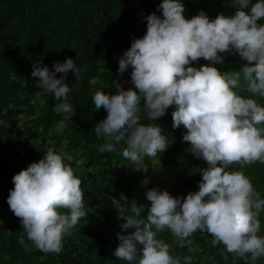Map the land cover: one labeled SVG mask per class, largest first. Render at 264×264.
I'll return each instance as SVG.
<instances>
[{"label":"clouds","instance_id":"obj_1","mask_svg":"<svg viewBox=\"0 0 264 264\" xmlns=\"http://www.w3.org/2000/svg\"><path fill=\"white\" fill-rule=\"evenodd\" d=\"M237 7L234 15L212 19L201 10L186 18L184 0H161L156 12L145 15L147 30L134 37L119 57L118 75L130 72V85L113 93L97 90L92 102L106 117L95 124L103 140L101 152L119 154L129 167L144 166L167 151L169 137L157 122L170 108L173 128L186 129L187 152L206 162L198 191L186 197L167 189L146 191L150 206L121 193L113 203L119 209L121 232L113 255L126 264H193L192 255L177 254L161 237L170 233L179 248L188 247L196 234L211 237L212 247L223 245L245 264L264 260L261 213L264 198L244 172L264 164V0H226ZM239 55V68L221 70L225 54ZM203 58L208 63L199 64ZM31 59V57H30ZM32 77L45 94L58 101L56 114H76L72 97L83 83V69L71 57L50 69L43 60L32 64ZM69 72L75 81L67 83ZM57 73L63 75L59 78ZM39 161L13 176L7 203L20 219L29 241L45 254L59 255L66 239L89 215L82 180L68 152L47 147ZM239 169L232 170V165ZM142 186L149 184L145 178ZM121 207L127 214H121ZM127 234H124V233ZM20 243H24L21 238ZM227 259V255H224ZM209 260L215 264L214 258Z\"/></svg>","mask_w":264,"mask_h":264},{"label":"trees","instance_id":"obj_2","mask_svg":"<svg viewBox=\"0 0 264 264\" xmlns=\"http://www.w3.org/2000/svg\"><path fill=\"white\" fill-rule=\"evenodd\" d=\"M161 0H0V264H126L113 252L119 244L121 232L119 209L113 199L125 194L129 200L150 206L146 191L153 187L167 189L173 196H184L198 191L202 174L196 168L206 167L202 159L187 152L188 142L182 136L183 126L173 128L170 108L157 121L169 137V147L160 156L162 167L173 166L178 182L158 186L149 182L142 166H129L119 151L101 152L94 126L107 113L96 111L92 97L97 90L115 92L120 84L130 85V72L118 75L119 57L130 48L134 37H142L147 30L145 15L156 12ZM185 16L191 18L201 10L215 19L221 13L234 15L237 7L226 0H184ZM264 23V21H258ZM31 57V59H30ZM71 57L83 69V83L72 97L76 114H56V101L43 93L32 77V64L43 60L50 69L56 61ZM208 63L203 58L199 66ZM239 55L225 54L221 70L239 68ZM57 73V77L62 76ZM75 81L69 72L67 83ZM49 146L73 156V167L82 180L85 207L89 215L77 225L66 239L59 254H45L26 237L20 219L10 210L7 197L14 188L13 176L31 162L39 161ZM192 156L193 168L188 174L177 161V156ZM159 161V160H156ZM153 160L145 158L144 166L151 168ZM232 170L239 165H232ZM244 172L264 198V164L246 166ZM121 214L127 209L121 207ZM264 225V212L261 213ZM264 232V227H262ZM124 234H127L126 232ZM177 254L192 255L193 264H245L226 254L223 245L212 247L207 234L196 233L188 247L179 248L170 233H161ZM21 238L24 243L21 244ZM227 255V259L224 258ZM257 264H264L260 260Z\"/></svg>","mask_w":264,"mask_h":264},{"label":"rangeland","instance_id":"obj_3","mask_svg":"<svg viewBox=\"0 0 264 264\" xmlns=\"http://www.w3.org/2000/svg\"><path fill=\"white\" fill-rule=\"evenodd\" d=\"M177 161L183 169L184 174H188L193 168L192 156L180 154ZM149 182L154 185L171 186L178 182V176L173 166L162 167L159 161L153 162L152 166L146 172Z\"/></svg>","mask_w":264,"mask_h":264}]
</instances>
